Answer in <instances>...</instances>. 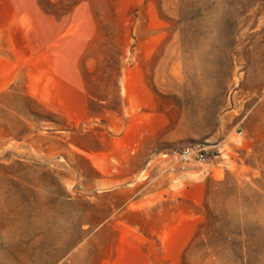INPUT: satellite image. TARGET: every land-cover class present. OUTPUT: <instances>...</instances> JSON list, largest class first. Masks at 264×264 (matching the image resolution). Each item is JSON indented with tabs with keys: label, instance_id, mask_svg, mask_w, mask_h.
Masks as SVG:
<instances>
[{
	"label": "rangeland",
	"instance_id": "374dc122",
	"mask_svg": "<svg viewBox=\"0 0 264 264\" xmlns=\"http://www.w3.org/2000/svg\"><path fill=\"white\" fill-rule=\"evenodd\" d=\"M0 264H264V0H0Z\"/></svg>",
	"mask_w": 264,
	"mask_h": 264
},
{
	"label": "built area",
	"instance_id": "2783aa9c",
	"mask_svg": "<svg viewBox=\"0 0 264 264\" xmlns=\"http://www.w3.org/2000/svg\"><path fill=\"white\" fill-rule=\"evenodd\" d=\"M162 156L164 158H173L182 165H191L196 163L207 164L210 162V158L207 155L206 147L204 145L184 147L171 153H164Z\"/></svg>",
	"mask_w": 264,
	"mask_h": 264
}]
</instances>
